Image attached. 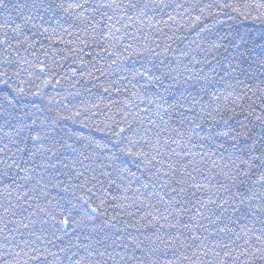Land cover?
<instances>
[{"label":"trees","instance_id":"16d2710c","mask_svg":"<svg viewBox=\"0 0 264 264\" xmlns=\"http://www.w3.org/2000/svg\"><path fill=\"white\" fill-rule=\"evenodd\" d=\"M5 2L8 9H0V39L7 35L12 47L0 45V62L6 59L11 61L12 66L8 69L10 72L19 71L21 79L32 85V92L43 91L40 97L29 95L25 103L31 101L43 108L47 99L58 93L57 99L61 104H69L72 112L80 110L85 113L84 124L88 127L71 121L61 123L67 133L64 142L78 149L75 155L57 145L60 162H57L56 157L45 160L38 157L28 161L27 153H18L17 147L25 148L26 144L30 147L31 142L21 140L18 146L12 143L27 133L21 131L18 137L16 132L19 129L15 122L12 125L0 122V149H4L0 151V160L12 157L22 163L27 161L24 166L34 165L37 170L36 179L42 181L39 187L33 182L31 187H36V191L29 192L32 199L27 201H18L16 192L8 198L0 196V264H72L69 260L72 252H76L84 264L89 261L92 264H140L141 260L147 264L149 258L139 248H135L134 242L128 237H136L135 243H140L144 252H147L149 241L155 239L153 233L165 240L169 235L182 233L180 239L191 245L189 248L177 245L175 256L168 254L166 258L172 259L173 264H199L200 260L208 264L212 256L211 253L208 257L200 255L201 239L209 248L220 252L221 256L225 246V250H232L235 256L246 247V237L241 235L242 228H252L259 234V222L253 224L251 216L243 219L241 213L233 211L232 194L243 190L244 186H238V182L224 176V173L234 174V164L240 163L235 159L237 156L249 158L251 154L245 153L251 141L241 140L234 144L230 138L215 135L230 129L239 132L240 125L245 124V130H251L249 135L253 140L264 143V129L258 124L245 121L244 113L241 112V106L247 108L250 101L235 99L247 92L248 87L255 89L258 80L264 79V76L258 70L255 76H251L253 69H249L248 62L234 63L235 50L229 47L231 37L237 32L247 34L250 42L253 39L260 42L259 35L264 32V23L251 17L244 19L240 14L247 11L244 5L251 0H221L239 8V12L229 9L219 12L212 8L210 11L216 14L215 17H207L200 22L195 21V17L200 15L198 9L185 11V8L193 4L203 7L214 0H174V3L184 6L177 13H172L177 17L175 20H169L163 13L155 15L151 20H138L135 17L121 19L123 10L108 8L110 0H87L86 10L77 9L75 12L55 7L47 10V6L63 3L67 8L69 3H84L85 0ZM117 2L127 3V0ZM168 11L171 12V9ZM82 12L89 19H78ZM104 13L112 17V21H108ZM255 15L252 12V16ZM129 16H132L131 12ZM149 16H153V13L150 12ZM116 20H120V23H115ZM216 20L223 23H216ZM108 23H115V28L120 29L119 32L114 31L113 39L104 36L107 32L105 25ZM95 24L100 26L94 27ZM211 24H215L211 31H201ZM18 25L22 28L19 33L13 31ZM218 35L225 39L219 40ZM214 42L221 46L213 48ZM129 45L131 48H128ZM226 47L227 52L224 50ZM144 48L151 51L145 52ZM255 52L259 54L260 50L256 49ZM214 56L216 59H213ZM161 61L167 65V69H173L172 76L180 73L178 83L164 79L158 89L146 78L137 76L133 79L129 71L134 64L140 68L141 65L148 66L149 62L159 65ZM229 64L234 70L229 68ZM155 75H160V72H155ZM189 76L193 78L189 84L194 87L184 84ZM204 76L208 77V87L200 90L204 81L199 78ZM49 78L52 83L43 87L42 82ZM211 93H215L219 100L212 98ZM193 101H200L209 110L219 103L222 108L236 113L227 124L220 116L227 119L231 111L219 115L214 113L215 120L206 119L201 125L203 130L197 129L199 136L192 137L191 151L200 153L203 159L200 156L184 155L188 150L184 145L189 143V134L185 131L188 121L181 124L180 119L182 115L192 118L199 115L200 105L193 106ZM180 103H183L182 108L178 107ZM256 110L259 111L258 106ZM199 122L196 119V123ZM119 128L125 129L121 133L122 137L129 136L138 141L133 151L147 152L148 159L155 157L151 165H145L143 157L120 156L123 164L110 161V157L118 155L115 147H112L117 140L112 132ZM72 132L82 133L86 139H70ZM181 132L184 133V139L180 140V147H177L172 141L179 140L178 133ZM209 136L212 138L209 139ZM96 143L108 147L97 149ZM173 150L181 155H174ZM261 150L258 146L255 155L259 156ZM157 152L160 154L157 155ZM85 156L89 159H84ZM189 160L192 162L189 163ZM52 164L55 168L48 167L45 172L44 166ZM65 164L69 167H64ZM73 164L75 168H72ZM82 164L86 167H82ZM117 166L125 171L117 173ZM181 167L183 171L179 170ZM240 167L247 171L243 165ZM80 171L84 172L82 178L76 175ZM260 171L252 170L251 181H255ZM186 173L195 179L190 180ZM181 178L188 182L181 185L185 192L177 195L170 189L177 187L176 182ZM240 179L248 183L247 178ZM53 183H59L60 187H50ZM45 184L49 187L43 188ZM83 184L92 188L89 202L94 207L104 201V212L95 221L99 228L95 232L88 228L73 232L74 226L59 230L57 225L54 229V221L47 212L40 209L55 214V201L64 196L71 198V194L64 191L65 187H74L77 196L89 195L86 190L79 188ZM145 184L147 188L142 187ZM194 184H200L203 188L197 190L192 186ZM41 189L48 192L47 197L40 195ZM25 191H28L27 187ZM49 199L52 204L46 203ZM167 200H171L176 207L180 206L177 201L181 204L188 201L178 217L181 225L187 227L170 228L164 220L159 223L153 221L155 227H144L157 216L167 217L169 223H176V214L164 203ZM5 208H9V211L5 212ZM170 212L172 215H169ZM237 236L241 238L237 239ZM160 246L163 247L162 244ZM193 252H197V256ZM184 257L189 259L185 260ZM226 264H232V261ZM236 264H243V259L237 260Z\"/></svg>","mask_w":264,"mask_h":264},{"label":"snow or ice","instance_id":"6c2138e0","mask_svg":"<svg viewBox=\"0 0 264 264\" xmlns=\"http://www.w3.org/2000/svg\"><path fill=\"white\" fill-rule=\"evenodd\" d=\"M87 0L84 3L73 2L67 5L63 3L59 4H49L47 6V10H51L53 7L57 9H61L63 11H73L77 9H84ZM103 6V5H102ZM35 7V5H34ZM107 7L110 9H122L123 17L121 19H132L135 17L136 19L147 18L151 20L155 15L159 13H163L168 16L169 20H175L177 17L172 13H177V10L184 7L181 4L174 3V0H127V3H118L117 0H110V3L107 4ZM246 12L240 13L244 19L256 20L260 23H264V0H251L250 3L244 5ZM196 8L200 11V15L195 17L196 22H200L207 17H215V13L210 11L212 8H216L219 12H224L225 9L233 10L239 12V8H235L233 4L227 2H221V0H214L213 3H208L201 7L199 4L189 5L185 8V11H190L191 9ZM0 9H4L5 11L8 9V5L5 0H0ZM171 9V12L168 10ZM129 12L132 13V16H129ZM153 13V16H149V13ZM252 12H255L256 15L252 16ZM104 17L108 21H112V17L107 16V13H104ZM79 18L89 19L83 15V12ZM31 19V18H29ZM42 19V17H41ZM115 23H120V20H116ZM115 23H108L105 25L107 32L104 34L106 39L114 38V31L119 32L120 29L115 28ZM216 23H223V21L216 20ZM99 24H95L94 27H99ZM123 27H127V25H123ZM215 27V24L209 25L207 28H202L201 31L208 32L211 31L212 28ZM14 32H21L22 28L18 25ZM219 40L223 41L225 37L219 36L217 37ZM170 39V38H169ZM259 43L256 40L249 41L247 34H240L237 32L234 36L231 37L229 41V47L235 50V58L234 63L241 64L243 62H248L249 69H253L251 76L256 75V71H259L261 76H264V32H261L259 35ZM0 45H6L8 48L12 47V44L9 42V38L5 35L4 39H0ZM221 45L213 43V48H219ZM159 47V45H157ZM131 48V45L128 46ZM256 49H259L260 52L257 54L255 52ZM225 52L228 51V47H226ZM127 52L128 49L126 48ZM143 51L148 52L151 51L148 48H144ZM131 55V54H130ZM153 55L158 56L157 53H153ZM128 59V57H125ZM213 59H216L214 56ZM27 63V61H24ZM205 63H211L210 61H205ZM12 66V62L7 59L3 62H0V122H3L4 125H12L13 122L18 127V131L16 135L19 137L20 132L24 131L27 135L21 137L20 139L13 140L12 143L15 145H19L21 140L30 141L31 146L29 147L27 144L25 148L17 147L18 153H27L28 161H34L38 157L41 160H45L49 157H56L57 162H60L59 156L60 153L57 149V145L59 148H64L66 151H69L71 154L75 155L78 151L77 148L73 147L71 144L64 142V135L67 133L61 127V123L65 121H71L73 124L81 123L84 124V118H86L85 113L77 110L72 112L71 106L67 103L61 104V101L57 99L59 94L56 96L48 98L45 104V107L41 108L39 105L32 104L31 101L29 103H25L26 98L31 95L34 97H40L43 95L42 90H38L35 92L31 91L32 85L28 84L27 81L21 79L19 71H9L8 69ZM229 68L232 69V65L229 64ZM155 69V71H153ZM167 65L160 62L159 65L152 64L149 62L148 66L141 65L140 68H137L135 64L129 69L130 73L133 75V79L137 76L146 78L149 82L154 83L155 86L159 89L163 84L164 79H169L172 81L179 82L180 73L177 72L176 76H172L171 72L173 69H167ZM43 72L44 70L41 69ZM215 71V69H213ZM155 72H160V75H155ZM151 73V74H150ZM193 78L191 76L187 77L184 80V84L188 87H194L189 84ZM200 81H204L202 84L203 88L208 87V77H200ZM199 82V81H198ZM43 87H47L52 83V79H45L43 82ZM59 83V81H57ZM27 85V87H25ZM168 89H165L167 91ZM107 91V89H105ZM251 93V95H249ZM190 94V93H189ZM210 96L219 100V97H216L215 93H211ZM256 97L255 100L252 98ZM236 100H247L250 101L248 103V107L244 108L241 106V112L244 113L245 121L253 122L254 124H258L261 129H264V79H259L257 82V87L255 89L248 87L247 92H245L242 96H238L235 98ZM151 103V101H150ZM235 103V101H233ZM31 104V107H30ZM200 105V113L197 117H185L181 116L180 123L184 124L185 120L188 121V127L186 128V132L188 135L189 143L184 145L185 149H188L184 152V155L189 157L200 156L203 159V156L200 153H195L191 151V139L192 137H198L199 133L197 129H201V125L205 122L206 119L215 120L216 115L220 113H225L231 111L232 114L227 116V119L224 116H220V119L227 124L228 120H231L233 116L236 115L234 111L231 109L222 108L219 103L215 104V107L209 110L204 107V105L200 104V101H193V106ZM256 106L259 107V111L256 110ZM172 107V105H170ZM178 107H183V103H180ZM63 109V110H61ZM167 112V109L164 110ZM65 112L69 114H65ZM214 113L216 115H214ZM196 119H199L200 122L196 123ZM26 121V122H25ZM84 127H88V125L84 124ZM245 124L240 125V131L237 132L235 129H230L229 131H223L215 133L216 136H222L226 138H230L234 141V144H238L241 140L251 141L248 146V151L245 153L249 155L248 159H242L240 156H237L235 159L238 160L239 164H234V174L229 175L228 173H224L226 179L234 182H238L239 185H243V190H238L232 194L233 199V211L237 213H241L243 219H247L248 216L252 217V223L256 224L259 222L260 229L259 234L252 228L244 227L241 230V235L246 237L245 245L242 251L237 252L234 256L232 250H225L227 246L221 251L223 252V256L221 253L216 251L215 248H209L207 244L203 243V239H201V252L200 255L203 257H208L211 253L212 260L208 262V264H226L227 261H232V264H236L237 260L243 259V264H264V143H260L258 140H253L252 136L249 135L250 129H246ZM102 131V129H99ZM124 128H119L118 131H113L112 136L117 138L116 143L112 145L115 147L116 153L112 157H110V161L119 162V164H123L124 161L120 159V156L123 157H143L145 165H151L155 157L152 159H148V153L140 150L133 151L136 148L138 141L129 136H121V133H124ZM231 133V135H230ZM180 137L179 140H173L172 143H175L177 147H180V140L184 139V133H178ZM75 137L76 140H84L86 139L82 133L72 132L69 135V138ZM209 139L212 137L209 136ZM89 144L92 141H88ZM86 147L87 145H83ZM260 147L262 150L259 156L255 155V150L257 147ZM95 147L97 149H104L108 147V145H103L100 143H96ZM223 147V145H220ZM0 151H4V149H0ZM160 153L157 152V155ZM173 154L176 156L181 155V153L175 152L173 150ZM15 155V154H13ZM84 159H89L87 156ZM10 160V162H9ZM135 163V161H133ZM192 161L189 160V163ZM24 163H27L25 161ZM24 163L18 161L15 158L8 157L5 160H0V196L5 198L11 197L13 192H16V199L25 200L32 199L29 196V192H35L36 187H31L33 182L35 185L39 187L41 185V179H36L37 170L34 165L24 166ZM240 165H243L247 171L241 169ZM82 167H86L85 165H81ZM139 167V165H137ZM213 166L215 167V162H213ZM48 167L55 168V165H47L44 166V171H48ZM64 167H69V165L65 164ZM72 168H75V165H72ZM253 169H260V173L255 179V181H251L250 173H252ZM117 173H122L125 171L121 169L119 166L116 167ZM183 171V167L179 169ZM198 171V169H194ZM190 180H194L195 177L191 176L190 173H186ZM77 177H83L84 172L80 171L76 173ZM175 175V173H173ZM240 177H245L248 179V183L245 180H241ZM123 179V176L121 175ZM55 179V177H53ZM95 179V177H93ZM188 181L181 178L176 182L177 187L171 188L170 191L179 195L180 193L185 192V188L181 185L186 184ZM115 183V181H112ZM195 189L201 190L203 188L200 184L192 185ZM258 186V188H257ZM28 188V191H25V188ZM49 187L48 184H45L43 188ZM52 188L60 187L59 183H53L50 185ZM142 187L147 188L148 185H142ZM79 188L81 190H86L89 195L87 196H77L75 195V190L73 188L65 187L64 191L66 193L71 194V198L67 196L61 197L55 201L53 207L55 208V214L48 211L47 209H40L41 211H45L48 213L50 219L54 221L53 228L56 229L57 225L59 226V230H66L69 226L73 227V232L77 229H85L88 228L92 232H95L99 225L95 224V221L101 216L104 212V201H101L98 206H93L89 201L92 198V188H88L87 184L80 185ZM225 192L228 191L227 188L224 189ZM40 195L45 197L48 196V192L41 189ZM161 199H163L161 197ZM63 200V203H61ZM46 203L52 204V200H46ZM164 203L168 204L172 208V212H174L176 223L172 224L168 222V218L164 216L153 217L152 220L148 221L144 227H148L151 225L155 227L156 223H159L160 220H164L168 223V227L170 228H178V227H187V225H181L179 220V215L181 214V209L184 208V205L188 203V201H184L182 204L177 201L179 207H176L171 200L164 201ZM214 203V202H213ZM227 203V201H225ZM243 209V212H241ZM5 212L9 211V208L4 209ZM186 210V209H185ZM172 212L169 215H172ZM131 215V213H129ZM151 216V213L148 214ZM57 216L60 217L57 220ZM115 219V217H113ZM239 223V220L237 221ZM27 227V225H25ZM251 234V235H249ZM154 240H150L148 244V251L144 252V249L141 248L140 243H135L136 237L129 236L128 239L133 241L135 244V248H139L141 252L147 256L149 259L147 264H173L172 259H167L169 253L175 256V249L177 245L189 248L191 245L186 244L183 240L180 239V235L176 236L169 235L167 240L160 235H156ZM240 239V236L236 237ZM255 241V243H253ZM115 243V241H113ZM163 245L161 247L160 245ZM81 247H87L85 245H81ZM219 247V245H217ZM64 251V249H61ZM194 256H197V252H193ZM75 258V259H73ZM35 259H39V257H35ZM113 259H115L113 257ZM123 259V257H121ZM185 260H188V257H184ZM69 260L72 261V264H84L82 258L77 256L76 252H72L71 256H69ZM88 264H92L91 261ZM140 264H144V261L141 260ZM199 264H205V261L200 260Z\"/></svg>","mask_w":264,"mask_h":264}]
</instances>
